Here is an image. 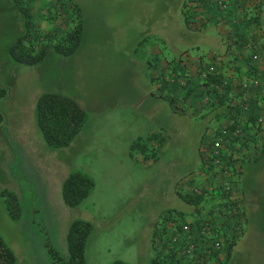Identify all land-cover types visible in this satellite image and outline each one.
I'll return each mask as SVG.
<instances>
[{
	"label": "rangeland",
	"instance_id": "obj_1",
	"mask_svg": "<svg viewBox=\"0 0 264 264\" xmlns=\"http://www.w3.org/2000/svg\"><path fill=\"white\" fill-rule=\"evenodd\" d=\"M184 1L43 0L36 11L31 9L34 45L46 44L44 33L60 20L51 32L67 31L74 6L81 14V40L66 56L50 45L39 63L28 66L9 54L25 31L24 19L12 0H0V88L6 91L0 99V236L16 264H55L47 242L67 260L66 233L78 220L92 226L84 250L86 264H148L154 255L152 233L163 210L174 207L187 214L186 221L197 217L177 192L185 194L205 182L198 155L207 153L202 146L208 143V130L225 126L213 121L205 128L206 119L197 116L202 108L206 113L217 107L213 99H204V90L196 94L203 99L195 98V112L184 109L178 100L185 101L189 88L173 89L172 75L197 81L203 65L217 69L207 64L210 52L223 49L216 33L235 32L233 19L253 22L257 9L253 0H212L196 17V30H189L183 20ZM185 52L195 55L194 67L183 57ZM164 81L169 84L164 86ZM190 84L194 90L199 85ZM231 87L235 101L239 91ZM49 93L68 97L87 114L81 133L67 148L49 147L37 127L38 100ZM162 94L177 97L176 103L171 105ZM151 133L158 135L157 160L143 161L135 154L132 158V142ZM75 172L91 178L94 189L78 207L69 208L63 203L62 184ZM263 174L264 161L247 165L243 173L258 204L248 206V224L227 264H264ZM3 191L17 195L18 220L5 209ZM237 220L243 224L244 214Z\"/></svg>",
	"mask_w": 264,
	"mask_h": 264
},
{
	"label": "trees",
	"instance_id": "obj_2",
	"mask_svg": "<svg viewBox=\"0 0 264 264\" xmlns=\"http://www.w3.org/2000/svg\"><path fill=\"white\" fill-rule=\"evenodd\" d=\"M12 1L21 13L25 22L24 33L17 37L18 39L16 42H14L9 48V54L15 62L33 66L44 58L46 48L50 45L52 46L54 52L65 56L72 54L78 48L83 26L81 22L82 19L80 11L76 6H74L73 9L72 25L67 31L58 36H52L53 33L45 32L43 36L46 37L45 39L47 40V43L44 45L40 43L38 46H35L31 36L36 24L33 20L34 17L32 16V7L30 2L27 0ZM211 4L212 0H185L182 5V14L185 27L189 30H196V17L201 15L208 5ZM199 30L203 29L199 28ZM240 37L241 38L239 40H243V35H240ZM253 55L254 53L251 54V58ZM174 74L175 75H172L173 89L175 87H181L184 90L189 88L186 95L183 97L184 100H186L194 92V86L193 88H190V83L192 82L191 78L176 74L175 72ZM254 74H256V67L251 65L249 75L255 76ZM201 81V86L204 89L203 95L206 96L207 101H216L217 106L215 110L212 109L211 111H207L202 116L203 120L213 116V118L216 117L218 119L217 121L222 122L226 120L230 122L231 129H235L240 126V123L237 122L236 115L240 112L238 108L240 101L238 100H241L242 94L239 93L236 95L237 102L233 100L234 98H232L233 95H231V85L225 86L224 89L220 90L223 82H225V77L216 68H214L213 72L207 73L205 76H201ZM181 82L184 83V85H180ZM168 84L169 82L164 81V86ZM5 96L6 91L0 88V99H3ZM160 97L169 101L171 105L175 104L177 101V97L169 98L168 94H162ZM255 100H258V97H256ZM257 103V101H252L249 103L251 106V111L248 113V119L244 123V138L246 132L248 131H252L257 136L260 133H264V114H259L261 107L260 105L256 106ZM36 111L37 127L41 132L45 143L54 149L69 147L73 140L81 133L87 119V114L82 111V108L77 103L66 96L55 93L42 95L38 100ZM260 118H262L261 123L259 122ZM2 120L3 116L0 114V123ZM218 129L219 127L214 132V138L218 134ZM203 134L205 133H202L201 137L204 136ZM157 141V133H151L147 138L140 137L133 141L130 145L132 158H134L135 154L140 155L143 161L152 160V162H155L157 160V148L155 147ZM238 143H241L240 139H232L226 146L223 147V149L219 150V158L221 159L219 166L221 168V173L228 172L229 176L230 174L234 176L235 162L238 160L235 156L238 155L240 147V144ZM210 145L211 144L209 143L204 144V146L208 148ZM254 145L261 152L259 157H254V160L262 161L260 158H264V136L261 141H255ZM247 159L251 160L250 157ZM216 166L217 165H215L213 160H210L208 163H206L205 158L202 159L201 169L207 176L212 173ZM224 173H222V175H224ZM222 178L224 181L229 183L230 191H227L225 195H222L219 192V188H215V193L219 192V195L222 196L220 200L212 194L208 195V192L204 190L201 194H196L193 191H188L185 194H182L178 190L177 194L181 202L196 210L195 213H191V216L193 217L197 215V217L194 218V221H189V225L194 226L196 224H203V220L205 218L204 210L208 207L210 200L212 203L215 202L214 204L219 205V203L221 204L225 199L231 201L233 200L232 198H235V191L238 190L237 181L234 179L228 180L227 176H222ZM213 182L214 180L209 181L211 184H213ZM93 183L94 182L91 178L81 172L72 173L62 184L63 203L69 208L78 207L91 194L92 190L94 189ZM199 187L201 186L199 185ZM209 196H213V200ZM2 198L5 209L7 210L11 219L18 220L21 216V211L17 195L10 191H3ZM235 200L238 202L236 198ZM226 205L231 207L230 203H227ZM214 213H219L220 216H223L221 210L218 212L211 210L208 213V217H211ZM243 214L244 209L242 211V216ZM185 216H187V214L175 208H168L161 212L159 219L160 223L156 225L157 228L154 229L152 233L151 245L154 249V255L150 258L148 264H199L193 262L192 260L178 257V247H173L171 244V238L175 232V229L180 232L182 226L187 222L184 219ZM228 216L230 217L231 214L229 213ZM179 217H181V219ZM243 226L244 225H242V223L238 220L234 221V218L228 220L222 232L225 235L221 246L222 259L221 261L218 260L217 263H228L232 251L236 245L237 239L241 236ZM91 232L92 226L90 223L82 220L75 221L71 224L66 233V243L69 252V258H67V260H63L62 257H60L55 249L49 244V242H47L45 246L50 256L49 259L55 264H86V261L84 260V250L87 239L91 235ZM224 243L226 244L225 246ZM157 250H160L161 254L156 253ZM15 259V255L13 254L12 250L7 245H5L0 236V264H16ZM113 264L125 263L116 261Z\"/></svg>",
	"mask_w": 264,
	"mask_h": 264
},
{
	"label": "crops",
	"instance_id": "obj_3",
	"mask_svg": "<svg viewBox=\"0 0 264 264\" xmlns=\"http://www.w3.org/2000/svg\"><path fill=\"white\" fill-rule=\"evenodd\" d=\"M27 1L30 2L32 10L34 9V11H36V8L41 6L43 3V0H27ZM253 1H255V3H256L253 5V7H255L257 9L256 13L253 15V22L250 23V22H247V20L238 21L236 19H233V21H232L233 25L232 26L235 27L234 28L235 32H233L230 35L229 34L218 35L216 33L217 37L219 38L220 42L222 43L221 45H222L223 49H221V46H220L219 50H217L215 53L210 52L208 54V57H207V59L209 60L207 64L210 63V64L217 65L218 66L217 70L219 68L220 71L219 70L218 71L224 75L225 79L229 80L230 85L231 86L233 85V88L235 90L239 91V93L242 94V98L244 95V90H242L241 85L245 82H249V81L252 82V80H256L258 82L257 87L255 89L249 91V94L246 97V101H248V102L257 101L258 103L256 104V106L260 105L261 108H260L259 114L262 115V114H264V110H263V108H264V82L260 83V80L261 79L264 80V73H263V70H264V0H253ZM231 2H233V3L239 2L240 3V0H231ZM50 4H51V2H49L47 4V7H46L47 9L51 8ZM13 9L17 10V13L20 14L19 10L14 5V3H13ZM44 13L46 15L47 12L44 11ZM233 15H235V14L233 13ZM42 18L45 19V17H42ZM51 22H53V21H51ZM62 22L63 21H61V20L58 21V24L53 22L54 25H57V26H54L52 29H50V31H47V32H51V30H55V28H58L62 24ZM66 23H67V21L64 20V24H66ZM232 23H230V24H232ZM51 33H53L52 36L56 35V32H51ZM58 35H62V34H57L56 36H58ZM240 35H243V40H239L241 38ZM232 53H233V55H231ZM252 53H254V55L251 58ZM185 55L187 57L188 64L191 63V64H193V67H194L196 64L195 55L194 56L189 55V53H187V52H185L183 54V57ZM250 58H251V60H250ZM235 62L237 63V65L235 64ZM251 65H254L256 67V74H254L255 76L249 75V70L251 68ZM205 66H206V64L203 65V68H206ZM203 71H204V69H203ZM201 72H202V70H201ZM201 76H202V74L199 73L197 81L195 78H191V81L194 84L199 83V85H197V87L195 88L192 95H190L185 101L178 100V101H181L183 103L184 109L186 108L188 111H190V114H191L192 110L196 111V108H197L196 102H195V98L197 97L196 94H198L199 92H203V90H204L201 86V83H202ZM193 79L195 82L193 81ZM197 88H201V89H200V91L198 90L196 93L195 91ZM234 96L236 97V95H234ZM256 97H258L259 101L255 100ZM197 98H199V97H197ZM205 98L206 97H204V99ZM199 99H203V98H199ZM205 100H207V98ZM235 101H237V99ZM238 101H241V100H238ZM202 110H203V112L197 114V116H203L205 114L204 113L205 111L203 108H202ZM192 114L195 115V113H192ZM212 115H214V114H212ZM243 119L245 121H247L248 115L244 116ZM217 120L218 119L216 117L213 118V116L207 118L206 122H205V123H207V125L205 128H207L209 126V123H212L213 121L218 122ZM219 122H221V121H219ZM224 126H230V122H228L226 120L222 121L220 123V127H224ZM214 135H215L214 131H211L209 129L208 130V137H209L210 141L209 140L207 141L208 143L210 142L209 144L212 143V140L214 139ZM205 136H207V134ZM263 136H264V133H260L257 136L252 131L246 132L245 138L240 139L241 143H238V144H240V147H239L238 155L235 156V157H237L238 160L235 162L234 176H232V174H230V176H229V173L227 175L228 180L229 179L230 180L235 179L238 183L237 189L239 191V195H238L239 197L236 199L238 200L239 205L242 208V211L244 209V222L242 224V225H244L243 231H244V229H246V226L248 224V217L249 216L247 215V212H248V210H250V208L248 206L250 204H252L253 206L258 204V201L256 199V195L253 196L254 193L251 192L252 187L247 186L245 184V182H243L244 181L243 173L247 169V165H250V164L256 165L259 162H261L259 160H254L257 156L259 157V155L261 153L260 150L256 148L254 143H255V141L256 142L261 141V139H263ZM208 143H206V144H208ZM202 147L207 148L204 145ZM200 149H199V151H200ZM198 156H199L201 162H202V159L205 158V154H203V153H202V156H201V153ZM249 157L251 160L247 159ZM243 160H244V162H243ZM260 160L264 161V158H260ZM200 170H201V168H200ZM203 175H204V173H203ZM202 180H205V182H201L202 185H204V186L210 185V183H208L209 181H207L208 179H206V176L202 177ZM216 182H219V181L216 180ZM263 182H264V174L262 175V178L260 181L261 188H262V200H261L262 202L264 201V183ZM168 208H174V207L170 206ZM207 209H208V207L205 209V211L209 210V209L208 210ZM243 231H242V233H243ZM242 233H241V235H242ZM225 245L226 244L224 243V246Z\"/></svg>",
	"mask_w": 264,
	"mask_h": 264
},
{
	"label": "built area",
	"instance_id": "obj_4",
	"mask_svg": "<svg viewBox=\"0 0 264 264\" xmlns=\"http://www.w3.org/2000/svg\"><path fill=\"white\" fill-rule=\"evenodd\" d=\"M219 5H222V2H219ZM222 7V6H221ZM214 71V67H207L202 73V76H205L207 73H211ZM258 82L256 80H252V82H245L241 85L242 90H244V95L241 101L238 104L239 114L236 115L237 122L240 123L235 129H231L230 127L225 126L224 128L218 131V134L212 141L209 148H205L207 150V158H205L206 163L210 160H213L215 165V169L212 173L207 177V181L214 180L213 184L210 183L209 186L200 185L199 188H194L192 191L196 194H201L204 191L208 192V195H213L220 200L222 196L225 195L227 191H230V185L227 181H224L222 176H227L228 172H222L220 168V158H219V150L223 149L230 140L232 139H244V126L245 120L243 119L244 116H247L248 113L251 111V106L249 105L250 102L246 101V97L249 94L250 90H253L257 87ZM180 85H184V83H180ZM230 85L229 80L225 79L223 82L221 89H224L225 86ZM259 122H262V118L259 119ZM205 154V153H204ZM205 155V156H206ZM202 179V177H201ZM218 180L219 182H216ZM209 183V182H208ZM219 188V192L215 193V188ZM213 196H209L213 200ZM235 200L234 198H232ZM223 200L222 203L219 205L214 204L209 201L208 211H205V218L202 225H189V221H187L181 228V231L175 229L174 234L171 238V244L173 247H178L177 255L178 257L185 258L187 260H192L193 262L199 264H206L207 262L211 261H221V246L224 240V234L222 233L226 223L229 219L234 218L237 220L238 218L242 217V208L240 207L239 203L235 201ZM230 203V206L226 204ZM212 205V206H211ZM211 210H215L218 212L219 210L222 211L223 216L219 215V213H214L211 217H208V213ZM231 214L229 217L228 214ZM219 215V216H217ZM219 261V262H220Z\"/></svg>",
	"mask_w": 264,
	"mask_h": 264
}]
</instances>
